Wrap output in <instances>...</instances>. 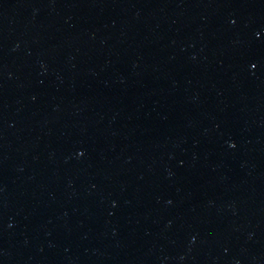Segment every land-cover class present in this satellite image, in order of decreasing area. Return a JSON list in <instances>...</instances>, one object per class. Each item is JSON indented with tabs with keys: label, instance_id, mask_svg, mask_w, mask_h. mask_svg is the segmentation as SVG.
Segmentation results:
<instances>
[{
	"label": "water",
	"instance_id": "water-1",
	"mask_svg": "<svg viewBox=\"0 0 264 264\" xmlns=\"http://www.w3.org/2000/svg\"><path fill=\"white\" fill-rule=\"evenodd\" d=\"M0 264H264V0H0Z\"/></svg>",
	"mask_w": 264,
	"mask_h": 264
}]
</instances>
